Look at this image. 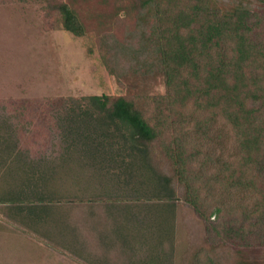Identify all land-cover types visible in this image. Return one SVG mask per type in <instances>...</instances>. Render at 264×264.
I'll return each mask as SVG.
<instances>
[{
  "label": "trees",
  "instance_id": "1",
  "mask_svg": "<svg viewBox=\"0 0 264 264\" xmlns=\"http://www.w3.org/2000/svg\"><path fill=\"white\" fill-rule=\"evenodd\" d=\"M129 1L116 15L135 24L121 38L102 35L103 63L118 79L162 74L167 94L67 100L57 120L65 151L54 158L17 152L0 114V178L9 185L0 212L69 252L83 243L67 209L105 207L119 254L133 256L148 235L172 246L177 208L186 207L200 231L184 264H264V0ZM48 3L59 28L86 37L71 3ZM137 175L150 188L122 192ZM95 177L89 193L66 185ZM103 253L95 262L110 264Z\"/></svg>",
  "mask_w": 264,
  "mask_h": 264
},
{
  "label": "rangeland",
  "instance_id": "2",
  "mask_svg": "<svg viewBox=\"0 0 264 264\" xmlns=\"http://www.w3.org/2000/svg\"><path fill=\"white\" fill-rule=\"evenodd\" d=\"M61 1H68L78 11L87 29L86 37L78 38L59 28L48 0H0V114L10 119L17 152L23 151L31 159L60 157L64 153L57 120L69 99L101 95L142 98L167 94L162 74L129 72L118 79L103 63L102 35L113 32L121 38L125 29L135 24L134 16L128 18L122 12L118 13L120 18L116 15L117 5L125 9L129 0ZM84 160L89 164L87 158ZM79 172L83 174L84 171ZM98 179L90 181V186L89 179L66 185L70 184L68 187L73 191L85 187L89 193L91 184ZM129 183L128 186L123 183L122 192L134 187L150 188L142 175L135 176ZM8 189L7 182L0 178V194ZM67 211H71L70 221L80 230L83 244L79 251L68 252L71 246L63 242L53 247L43 239L27 236L25 230L13 227L0 212V264H101L95 261L103 257L106 249L112 258L110 264H167L166 255L170 253L174 254L173 264H184L187 250L200 231L192 212L178 207L172 246L171 243L159 246L158 240L148 235L133 256L129 249L122 256L116 246L120 240L109 221L111 214L105 207L85 204ZM100 223L104 227H100ZM106 231L110 238L105 243L100 237L103 233L106 235ZM147 231L148 228L145 235ZM112 243L114 245L110 246Z\"/></svg>",
  "mask_w": 264,
  "mask_h": 264
}]
</instances>
